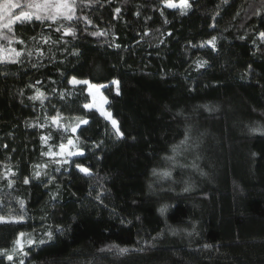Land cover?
I'll return each instance as SVG.
<instances>
[{
  "label": "trees",
  "instance_id": "1",
  "mask_svg": "<svg viewBox=\"0 0 264 264\" xmlns=\"http://www.w3.org/2000/svg\"><path fill=\"white\" fill-rule=\"evenodd\" d=\"M173 1L77 0L74 35L14 25L45 52L0 62V264H264V0ZM55 117L77 126L67 164Z\"/></svg>",
  "mask_w": 264,
  "mask_h": 264
},
{
  "label": "snow or ice",
  "instance_id": "2",
  "mask_svg": "<svg viewBox=\"0 0 264 264\" xmlns=\"http://www.w3.org/2000/svg\"><path fill=\"white\" fill-rule=\"evenodd\" d=\"M75 5H76V0H34V2L31 3H27L26 5H22L21 3L18 2V0H0V28H5L7 29L9 32L13 31V25L19 23L20 25H25L28 23H31L33 21V19H35L36 21H40L41 23L45 20H51L53 22H56L58 19H63V20H67L69 22H71L73 19H78V17L75 16ZM166 6L168 8H177V7H181L184 9H187L188 7H190L189 5V0H180V4L177 5L175 3H171L168 2L166 4ZM15 9H19L20 11L18 12V14L14 11ZM117 13L120 12V9L117 8L115 10ZM186 14V13H185ZM213 27H215V25H213ZM61 28L64 29V35H74L73 29L71 28V26H65V25H61V27H58L56 29V31H61ZM259 37L262 41H264V32H260L259 33ZM5 39H7V37H4ZM217 37L213 36L209 41H207L208 45H212L213 47L215 46V41H216ZM20 43H23V41H20ZM203 46V45H201ZM3 50H0V62L6 61V62H11V63H16L17 59L21 56V52L16 51V49H11L10 52L14 55H8L5 56L2 54ZM202 63H206L202 62ZM202 66V65H201ZM69 83H71L73 86L76 85H89V81L88 80H78L76 77H72L71 80L69 81ZM118 83V82H117ZM90 87H96L95 85H90ZM118 94V92H117ZM85 108H91L92 105L90 104H86L84 105ZM102 115H105L106 117H108L109 119H111V116L109 113H105L102 112ZM53 123H56V121L54 120ZM83 125H87L89 122L87 120H83L80 122ZM113 128L116 130V135L117 137H122L123 133L120 132L118 125H117V121L116 120H112L111 121ZM259 129L257 128H253L252 131H258ZM73 132L77 131V128H72ZM189 139V136L186 132L185 134V139L183 141H181V144H185ZM69 144L72 143L71 140L68 141ZM61 152L64 151V146L61 145ZM175 151V148H174ZM83 152H73L70 153V156H82ZM59 163V161H58ZM64 164L69 163V159H65L63 160ZM76 167L79 169V171L81 173H84L85 175L90 174V170L89 168L86 167H82L79 164L76 165ZM154 175L155 170H153ZM35 175L37 177L40 176L39 172H36ZM164 175H169V173H164ZM24 183L27 184L29 183V180L26 178L24 180ZM12 184L11 182L9 183V187H11ZM185 191H188V189L186 188ZM20 208L23 209L24 208V204L23 202L20 203ZM160 211L163 213L164 209L161 208ZM23 220V217H20L19 220L13 219L12 221H8L11 223H19ZM0 222H5L3 217H0ZM25 234L24 233H20L19 236L23 237ZM46 236H48L49 238H51L52 233L51 232H46L45 233ZM44 241H40V243H43ZM35 241L34 240H29L28 244L31 246L32 244H34ZM14 244L16 245V248L19 249V251L24 255L27 256V252L24 251V246L21 243V240L18 238L17 240L14 241ZM113 247H118V246H113ZM16 249H14L15 251ZM121 253H126L128 252L127 248H119L118 249ZM5 253L0 252V255H3ZM7 259L8 260H12L13 256L12 255H7ZM19 264H24V260L21 259Z\"/></svg>",
  "mask_w": 264,
  "mask_h": 264
},
{
  "label": "rangeland",
  "instance_id": "3",
  "mask_svg": "<svg viewBox=\"0 0 264 264\" xmlns=\"http://www.w3.org/2000/svg\"><path fill=\"white\" fill-rule=\"evenodd\" d=\"M77 1V0H76ZM19 3H21L22 5H26L27 3H31L34 2V0H18ZM171 3H175L177 5L180 4V1H173ZM181 7H177V8H172V9H180ZM17 14L20 11L19 9H15L14 10ZM75 16L78 17V19H73L71 22L67 21V20H63V19H58L56 22L51 21V23L55 26V29H57L58 27H61V25H65V26H71V28L73 27V25L75 24H81V25H85L90 27L92 25V22H90L89 20L84 22V20H86L83 16H77L75 13ZM63 29V28H61ZM64 30V29H63ZM98 33H102V32H98ZM7 37V39H5L4 37ZM20 41H22V39L15 33V29H14V25H13V31L9 32L7 29L5 28H0V50H3L2 54L5 56L8 55H14L10 52L11 49H16V51L21 52V56L17 59V61H20L24 56H28V55H32L34 53H44L43 51H39L38 46H30V44H26V43H20ZM43 41H46L45 39H43ZM42 43V42H41ZM45 43V42H43ZM6 62V61H3ZM90 85H95L96 87H90ZM87 89L88 92L91 95V101H90V105H92V107H95L96 109H98L100 111V113L105 112V113H109L107 111V103H108V99L104 94L103 91V86L102 85H98V84H92L89 82V85H87ZM110 114V113H109ZM104 118L109 121V123L112 125L111 121L115 120L112 118L111 114V119H109L108 117H106L105 115H103ZM56 121V126L61 127L65 132L67 133H71V135H69V140L72 141L71 144L68 143V141L66 143L63 144L64 146V151L61 152V146L59 147V149L57 151H51L52 155L54 156H58L62 159H67L70 156V153L73 152H81V150L78 148V143L76 141L75 138V133L72 131V128H77V126L74 124V122L69 121L67 124L65 122H63L62 118L60 117H55L53 119V121ZM113 126V125H112ZM3 217L4 220H7L8 218L11 217H6V216H0ZM13 218V217H12ZM19 239L21 240V243L23 244V246H25L26 244H28V241L34 240L35 242L39 241L38 237H35V235H24L23 237H19Z\"/></svg>",
  "mask_w": 264,
  "mask_h": 264
}]
</instances>
